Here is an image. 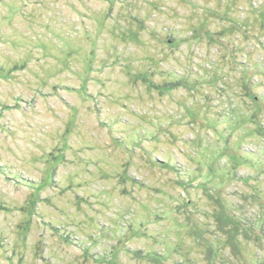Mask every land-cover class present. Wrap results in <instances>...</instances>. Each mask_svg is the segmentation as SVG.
Segmentation results:
<instances>
[{
    "label": "rangeland",
    "instance_id": "rangeland-1",
    "mask_svg": "<svg viewBox=\"0 0 264 264\" xmlns=\"http://www.w3.org/2000/svg\"><path fill=\"white\" fill-rule=\"evenodd\" d=\"M0 264H264V0H0Z\"/></svg>",
    "mask_w": 264,
    "mask_h": 264
}]
</instances>
